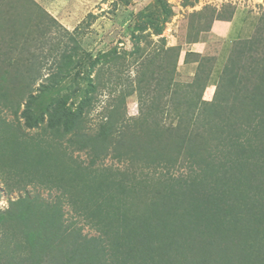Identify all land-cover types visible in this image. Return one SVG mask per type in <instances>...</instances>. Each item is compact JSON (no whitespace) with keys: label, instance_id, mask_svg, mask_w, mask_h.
Returning <instances> with one entry per match:
<instances>
[{"label":"rangeland","instance_id":"rangeland-1","mask_svg":"<svg viewBox=\"0 0 264 264\" xmlns=\"http://www.w3.org/2000/svg\"><path fill=\"white\" fill-rule=\"evenodd\" d=\"M104 52L110 57L90 70ZM30 94L34 115L58 97L71 110L91 97L75 132L115 128L109 144L96 157L90 145L78 148L74 132L58 136L47 115L26 127L20 112ZM10 97L19 99L17 114ZM25 147L37 150L39 165L51 164L48 186L26 184L20 164L3 165ZM194 181L205 202L216 191L246 209L233 223L253 233L247 262L264 264V0H0V210L38 196L44 214L60 213L71 243L76 231L98 239L85 264H208L188 256L197 232L187 243L181 231L195 225L196 211L216 212L202 200L196 207ZM99 190L121 194L115 239L105 221L84 216L96 215Z\"/></svg>","mask_w":264,"mask_h":264},{"label":"trees","instance_id":"trees-1","mask_svg":"<svg viewBox=\"0 0 264 264\" xmlns=\"http://www.w3.org/2000/svg\"><path fill=\"white\" fill-rule=\"evenodd\" d=\"M160 30L161 29L159 28L158 31ZM12 39H14V35L12 36ZM110 54L111 52H104L100 56L94 58V60L89 62L90 70L101 61L100 57L107 58L110 57ZM145 67L147 66L145 65ZM61 71L62 68H59L57 72L51 73L46 78L49 81L48 84L56 83L57 80L55 78L59 76ZM19 75L21 74L16 75L14 79L16 80ZM36 77L37 76H33L31 78V82H34ZM195 80L196 78L194 77L193 82H195ZM192 83L188 84V87L192 85ZM89 85L90 86L87 89V92L94 91L96 86H92L91 84ZM41 87L46 86L42 85ZM22 88L25 89L26 86H22ZM185 89L187 88L185 87ZM130 91L131 90L128 92ZM173 97L178 98V96ZM14 99L15 97H10L9 103L7 102L6 104L11 107L14 114H17L20 104L19 99L16 101ZM34 99L35 96L30 94L25 107L20 112L26 127H37L44 121V116L47 115V126L55 131L58 136H62L66 132H74L81 138L80 140H77V144L79 145L78 148L80 149L90 145V147L94 150V156L96 157L100 155V151H102V149H104L105 146L109 144V137L115 128H108V126H104L107 129H103L93 136H81L78 134V132H75L76 129L81 128L79 122L80 117L84 106L90 104L91 97L86 96L84 99H81L75 110H71L70 108L66 107L65 98H55L54 100H50L48 106L37 115L33 114V110L31 108V103ZM208 102L209 101L202 100L203 104ZM60 127L63 129L62 131H59ZM24 150L25 151L20 154L17 152L14 153L13 157L15 158L9 159L7 162H3V165L16 168V166L20 164L22 174H24L23 181L26 180V184L35 183L39 184L40 186H48V183L44 182L45 179L48 181V179L54 178L52 177L54 176V171H52L51 164H49L45 159H42L39 163H41L40 165L45 163V165L40 166L37 161V157H39V155L34 156L35 154H32V152H37V150L30 147H25ZM156 154L157 152L154 153V155ZM245 167H247V165ZM227 177L228 175L225 172L223 178ZM244 178L245 181L247 178ZM191 185H193L195 188H193V190L190 189V194L188 195L197 194L195 200L196 207H198V203H201V200L204 201V198L200 196V190H197L199 183L194 181L191 183ZM58 187H60V185ZM98 195L100 197H96L94 199L97 204L95 209L96 215L91 216V214L88 213L84 216L85 218L86 216L88 217L89 222L96 221V225L102 224L105 221L103 230L109 227L110 232L108 235L115 233L113 235V239H115L117 233L111 231V227L115 229L113 225L115 224L114 220L120 219V214L117 210H119L121 206L120 202L122 203L121 197L119 196L121 194L120 192L106 194L102 190H99ZM37 197H29L28 195H25L18 198L17 200L10 201V205L6 210H0V259L3 260L5 264H85L89 253H91V250L87 247V245L98 241V239L84 238L82 240L81 235L76 231L78 238L75 240V243H71L70 238L72 237V232L69 228L63 225L60 213L58 214L53 212L50 215L44 214L39 209L38 204L41 201H39ZM107 198H113L114 201H107ZM213 198L219 199L213 203ZM208 199L209 200H207V202L204 201L205 206L208 205V208H211L216 212L211 213L208 209L196 211L195 225L191 224V228H186L189 227L186 224L185 227H182L183 230H181L183 236L186 238L187 243L188 234H190L191 231L195 230L194 232L198 233L193 234L194 236L198 237H195L194 239L191 236L189 240L190 245L193 246L192 249H189V258L193 261L202 255L204 258H206L205 262H208V264H235L234 259L235 256L238 255V259L242 263L237 262L236 264H250V262L247 261H254L252 260L253 256H251L253 248H245L248 246V244L244 243L246 239L247 242L248 239L250 240V236L253 235V233L250 230L241 229L240 226H237L238 224L236 225L233 223L234 221L241 222L239 219L242 216V211H245L246 209L242 206L240 207L239 205L232 206V203L236 202L225 204L227 201V196L222 195L221 197L216 191L213 192L212 197L208 196ZM126 202L127 200L124 201V203ZM245 203L250 205V202L248 201ZM151 204L155 206L158 204V202L152 200ZM85 206L88 205L83 204L81 207L77 206L76 209L80 208L81 211H83ZM217 207L218 209L216 210ZM220 207L222 208L223 213H220ZM198 209H200V207ZM115 213H117V215H115ZM192 217L193 216L191 215L187 217L185 215L183 220L187 221V218L190 220ZM224 220L228 221L229 224H226ZM253 226L254 224L252 223H249L248 225V227ZM204 229L207 234L202 236L200 234H202ZM119 231L121 230L119 229ZM174 233L175 232H172L171 237H174ZM230 236L233 239L230 238ZM199 237H202L205 242H199ZM254 237H256V235ZM108 239H110L109 236ZM257 239L258 238H255L254 245L256 244L255 242ZM182 244H185V240L182 241ZM92 245L95 246V244ZM208 245L209 249H207ZM81 246H84V248H81L82 253L76 254L75 258L68 255L67 251H72L73 253L80 252L78 249ZM206 255L211 257L210 261L207 259ZM184 259H174L170 262V264H181L183 263ZM124 261L125 259L119 260L121 263ZM153 262L156 264H165L163 258L162 260L154 259Z\"/></svg>","mask_w":264,"mask_h":264}]
</instances>
